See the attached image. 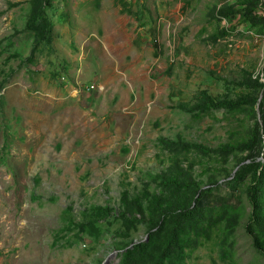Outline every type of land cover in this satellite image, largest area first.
<instances>
[{"label":"rangeland","instance_id":"1","mask_svg":"<svg viewBox=\"0 0 264 264\" xmlns=\"http://www.w3.org/2000/svg\"><path fill=\"white\" fill-rule=\"evenodd\" d=\"M35 1L0 0V264H122L150 236L121 219L132 201L190 202L164 174L201 190L180 264H264L248 152L163 142L238 147L263 128L264 0H51L50 44L28 28ZM208 96L253 104L198 109ZM92 207L111 215L89 225Z\"/></svg>","mask_w":264,"mask_h":264},{"label":"trees","instance_id":"2","mask_svg":"<svg viewBox=\"0 0 264 264\" xmlns=\"http://www.w3.org/2000/svg\"><path fill=\"white\" fill-rule=\"evenodd\" d=\"M51 0H36L35 6L37 8V15L30 22L28 28L36 31L40 35L39 44L46 42L51 43L53 28L46 16L45 5L50 4ZM256 7H251L247 11L246 23L255 22ZM264 89V85H261ZM262 102V114H263V128L259 125L252 133L248 143H242L238 147L223 146L218 149H210L203 145H190L189 143L175 142L171 140H163L166 145H183L187 148H196L202 153H222L229 154L234 150H240L242 152H248V155L244 158L243 163H247L241 167L238 173L239 175L245 174L244 172L251 171L253 173L252 180L248 185L247 193L249 197V203L252 207V219L251 227L249 229L250 234L254 236L255 246L264 252V197L262 194L264 185V91ZM253 102L251 100H239L238 102H222L215 101L211 97H205L204 101L198 109H233L239 106H250ZM182 109L187 110L185 107ZM159 179L166 191L169 190H190L193 194L190 198V202L186 205H180V203H168L160 195H147L145 201L141 198H136L130 206L132 209H127L123 215H120L121 219L126 222L130 221V218L135 219L147 225L150 230L149 241H142L138 244L123 245L126 249L122 264H180L185 255V249L183 248V242L186 235L183 234V226L190 222L194 216V211L191 210V201H200L196 199V196L200 193V189L197 183L189 177L188 180H181L180 177L172 174L160 175ZM111 215L110 208L104 207H92L87 215L89 221H86L89 225L108 218ZM139 216V217H138ZM76 228L83 229L84 225L76 223ZM157 228L159 230L155 231ZM152 231V232H151ZM165 234V235H163Z\"/></svg>","mask_w":264,"mask_h":264},{"label":"built area","instance_id":"3","mask_svg":"<svg viewBox=\"0 0 264 264\" xmlns=\"http://www.w3.org/2000/svg\"><path fill=\"white\" fill-rule=\"evenodd\" d=\"M82 88H83V87H81L80 91H82ZM93 88H94V86H91V87H90V89H93Z\"/></svg>","mask_w":264,"mask_h":264}]
</instances>
